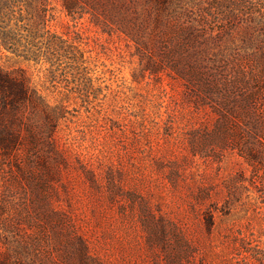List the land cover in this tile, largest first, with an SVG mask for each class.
Segmentation results:
<instances>
[{"label":"rangeland","instance_id":"1","mask_svg":"<svg viewBox=\"0 0 264 264\" xmlns=\"http://www.w3.org/2000/svg\"><path fill=\"white\" fill-rule=\"evenodd\" d=\"M0 73L9 264H264V0H0Z\"/></svg>","mask_w":264,"mask_h":264},{"label":"trees","instance_id":"2","mask_svg":"<svg viewBox=\"0 0 264 264\" xmlns=\"http://www.w3.org/2000/svg\"><path fill=\"white\" fill-rule=\"evenodd\" d=\"M50 36L46 41L47 49H54ZM42 102L37 91L29 80L22 74L9 75L0 73V154L8 158H17L19 153L37 144V138L23 115V108L30 106L36 109ZM45 119L52 121L53 114L45 106L42 108ZM53 144H44L46 154L54 150ZM48 159V158H47ZM46 164V163H45ZM0 264H9L4 257H0Z\"/></svg>","mask_w":264,"mask_h":264}]
</instances>
